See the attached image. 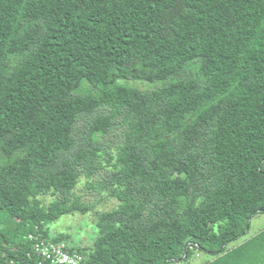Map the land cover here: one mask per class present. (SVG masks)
Wrapping results in <instances>:
<instances>
[{
    "label": "trees",
    "instance_id": "trees-1",
    "mask_svg": "<svg viewBox=\"0 0 264 264\" xmlns=\"http://www.w3.org/2000/svg\"><path fill=\"white\" fill-rule=\"evenodd\" d=\"M103 161L83 264H264V229L230 246L264 213V0H0V264L67 241Z\"/></svg>",
    "mask_w": 264,
    "mask_h": 264
},
{
    "label": "rangeland",
    "instance_id": "rangeland-1",
    "mask_svg": "<svg viewBox=\"0 0 264 264\" xmlns=\"http://www.w3.org/2000/svg\"><path fill=\"white\" fill-rule=\"evenodd\" d=\"M126 84L135 86L143 91L152 90L157 85H151L147 82L128 80L124 81ZM122 140V129L118 128L113 131L109 137L110 151L114 154L116 147ZM104 168L101 169L94 177L90 180L91 184H88V179L85 176L80 178L79 183L74 189L73 197H80L81 202L84 204L94 205V209L85 214L76 212L70 215L63 216L60 220L53 223L51 228V235L55 236L60 233L68 234L70 237L67 241L76 247H90L97 236L99 230L96 225L97 214L96 210L106 211L112 210L118 205V200L112 198L109 195L108 189L102 186V181L106 179L111 171L112 167L106 161H103ZM45 204L56 198L51 194L41 197ZM262 229H264V213L255 216L251 220V226L242 237L237 241L233 242L230 246H236L245 240L255 236ZM211 258L206 253L196 254L191 261L182 264H204Z\"/></svg>",
    "mask_w": 264,
    "mask_h": 264
},
{
    "label": "built area",
    "instance_id": "built-area-1",
    "mask_svg": "<svg viewBox=\"0 0 264 264\" xmlns=\"http://www.w3.org/2000/svg\"><path fill=\"white\" fill-rule=\"evenodd\" d=\"M33 242V254L40 260L41 264H83L85 256L73 250L68 241H46L36 235H29Z\"/></svg>",
    "mask_w": 264,
    "mask_h": 264
},
{
    "label": "water",
    "instance_id": "water-1",
    "mask_svg": "<svg viewBox=\"0 0 264 264\" xmlns=\"http://www.w3.org/2000/svg\"><path fill=\"white\" fill-rule=\"evenodd\" d=\"M188 246H189V244H187L186 245V248H185V250L187 251V249H188ZM186 258V256L184 257V259Z\"/></svg>",
    "mask_w": 264,
    "mask_h": 264
},
{
    "label": "crops",
    "instance_id": "crops-1",
    "mask_svg": "<svg viewBox=\"0 0 264 264\" xmlns=\"http://www.w3.org/2000/svg\"><path fill=\"white\" fill-rule=\"evenodd\" d=\"M262 230H263V229H262ZM262 230H261V231H262ZM261 231H260V232H261ZM247 232H248V231H247ZM260 232H259V233H260ZM257 234H258V233H257ZM257 234H256V235H257Z\"/></svg>",
    "mask_w": 264,
    "mask_h": 264
}]
</instances>
